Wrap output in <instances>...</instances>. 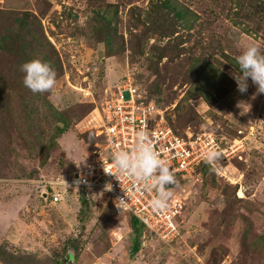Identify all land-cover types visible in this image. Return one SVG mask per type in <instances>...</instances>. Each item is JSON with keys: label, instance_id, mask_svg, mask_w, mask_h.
Instances as JSON below:
<instances>
[{"label": "rangeland", "instance_id": "374dc122", "mask_svg": "<svg viewBox=\"0 0 264 264\" xmlns=\"http://www.w3.org/2000/svg\"><path fill=\"white\" fill-rule=\"evenodd\" d=\"M159 1L0 0V264H118L123 256L144 264H264V93H257L250 79L241 93L231 75L244 46L255 43L264 50V0H170L193 12V26L178 22L161 40L150 37L148 48L157 41L165 49L155 70L147 54L132 60L130 41L143 19L153 28L156 22L161 28L177 21L172 12L156 7ZM108 3L109 14L117 8V34L126 47L116 56H108L107 44L92 34L94 11ZM135 6L142 14L137 29L130 26ZM22 18L32 32L24 29ZM40 32L55 45L64 66L54 90L43 94L70 124L45 166L30 153L20 127L27 90L18 72L27 54H19L20 44ZM39 46L31 43L29 49L41 52ZM190 48L209 59L208 72L194 80L188 66L193 54L185 52ZM130 75L138 89L158 98L177 132L201 127L243 138L240 153L221 158L206 174L198 170L180 183L175 176L174 189L185 193L186 206L177 218L180 236L169 244L143 231L136 235L131 215L118 213L104 192L91 193L84 219L77 189L56 203L42 194L46 179L93 158L85 134L100 123L94 109ZM204 93L207 100L200 97ZM75 242L79 249L62 262L65 247Z\"/></svg>", "mask_w": 264, "mask_h": 264}, {"label": "built area", "instance_id": "2783aa9c", "mask_svg": "<svg viewBox=\"0 0 264 264\" xmlns=\"http://www.w3.org/2000/svg\"><path fill=\"white\" fill-rule=\"evenodd\" d=\"M88 91L87 96L92 95V91ZM107 95L101 105L94 109L100 122L95 136L100 140L91 145L93 158L77 170L57 173L55 177L46 179L47 189L42 194L46 193V197L56 203L63 200L70 189L104 192L118 213L130 214L143 225L144 235L157 237L169 244L181 233L177 218L186 206L185 193L173 191L168 186L167 191L171 195L166 207L154 208L150 203L156 194L154 189L142 190L127 177L108 173H116L110 153L116 148L130 149L135 142L136 132L143 129L149 134L153 149L166 161L175 176L187 180L203 163H209L204 160L205 151L214 148L219 153L218 158L209 163L214 165L221 158L229 159L240 153L244 149L243 138L229 139L201 127L178 133L168 122L167 109L147 99L131 75L119 85L117 91ZM108 184L111 188L106 187ZM119 197L127 199L122 209L115 203ZM115 236L119 240L122 237L119 232ZM221 264L229 263L225 261Z\"/></svg>", "mask_w": 264, "mask_h": 264}, {"label": "trees", "instance_id": "16d2710c", "mask_svg": "<svg viewBox=\"0 0 264 264\" xmlns=\"http://www.w3.org/2000/svg\"><path fill=\"white\" fill-rule=\"evenodd\" d=\"M156 7H161V8H166L169 10V12L173 13V17L177 19L176 22H172L169 26L163 25L162 27L159 28V23L156 22V28H153L152 25L147 24V20L143 19V26L141 29H137L134 26H138L139 23H136L137 21H140V16L141 14V7L135 6L136 9H138V13L134 12L133 16L136 18L131 22L130 26L137 29L136 32H133L132 35L133 37L131 38V43H130V48H131V55H132V60H136L137 57L146 55L147 54V59L151 62V67L154 68L155 70L158 69V64L161 61V59L164 57V50H162L161 44L156 42H153L151 46L148 48L149 44V39L152 36H155L157 40H161L164 36V34L171 30V28L177 23H181L184 25L186 28H191V15L192 11L184 6H178L172 3L170 0H160L158 3L155 4ZM108 6H105L102 11L96 10L94 11L95 16L93 17V36L99 40L104 41L107 46H108V56H116L120 52H124L126 50L125 47V42L122 36H119L118 33V26H117V19H118V11L117 8L115 7V10L108 12ZM106 10V12H105ZM20 19V22L23 24L24 29L27 31L32 32V28L26 26V21L28 20L27 18ZM153 23V20L151 21V24ZM32 30V31H31ZM177 27L173 29V31H176ZM132 32V31H131ZM8 36H3V40H7ZM44 33L40 32L34 35V37L30 40L26 39V36L24 39L27 40V42L30 44L31 43H38L39 46V51L35 52L33 48H30V44L27 46L28 43L20 44V52L27 50V54L25 57L24 62L32 60V59H41L43 61H46L50 64V66L54 69L56 73V78L61 76L64 73V66L63 62L60 56L59 51H57L55 45L48 40L47 38H44ZM2 42H0L1 44ZM7 43L10 45L13 44V42L10 40H7ZM185 48V47H184ZM193 48V47H192ZM188 49L185 50V52H191L192 51V58L188 59V66L189 70H191L194 74L193 80L196 78H199L202 76V74H205L208 72V64H209V59H204L202 56L199 54H196L193 50L194 49ZM180 54V51H176L175 57ZM173 58V55H171ZM23 62V63H24ZM185 63V61H184ZM183 63V64H184ZM236 67L237 63H234ZM21 73V70L19 69L18 71ZM23 73V72H22ZM24 75V74H23ZM138 85V84H137ZM139 86V85H138ZM143 93L144 96L147 99H152L154 100L157 105L160 106V102L157 97L152 98L150 97L147 92L144 91V89H140ZM193 90V86L190 87L187 93H191ZM205 94V93H204ZM200 94V97L203 99L207 100L208 96L205 94ZM22 102H23V107H24V113L26 114V117L20 120V127L21 131L24 133L25 137L27 138L28 144H29V149L30 153L33 156L40 157L42 164L47 165L49 157L54 149H58L59 146V141L63 134L67 131L68 127L70 124H68V120L66 117L62 114V111L58 109V107L53 104L49 98L44 95L43 93H33L31 90L27 88L26 94L22 96ZM95 125H91L89 128V131L87 134H85V137L90 141V144H94L97 141L100 140V138L95 136V129L98 127V123L95 122ZM179 133V132H178ZM184 133V131H183ZM180 133V134H183ZM35 135L36 140L33 138ZM212 165L209 163H203L200 167V174L202 173L203 175L206 174L207 169L210 168ZM178 183L184 181L185 179L181 176H177ZM177 185L175 182L172 185H169L170 188H172L173 191L174 187ZM236 188V187H235ZM234 188V189H235ZM80 195V201L82 206L80 207V212H82V219H84V214L86 210H88L90 206V196L91 193L93 192L92 190H86L85 188H81L80 190H77ZM49 199V198H47ZM88 213V211H87ZM132 218V226L134 229H136L138 236H141L142 231H144V227L137 219L134 217ZM180 230L182 228L180 227ZM136 249H139L140 243L139 241L135 244ZM72 246V247H71ZM78 242L72 243L70 245H67L65 247V252L66 254L64 255L65 260L63 259L62 262L66 263L69 260L68 255L76 252L75 249H79ZM72 248V251H71ZM1 253V252H0ZM5 254H7V251H4ZM1 255V254H0ZM75 257L77 256L74 254ZM13 262H10L9 264H12ZM209 264V263H208ZM220 264V263H216Z\"/></svg>", "mask_w": 264, "mask_h": 264}, {"label": "clouds", "instance_id": "9594fccd", "mask_svg": "<svg viewBox=\"0 0 264 264\" xmlns=\"http://www.w3.org/2000/svg\"><path fill=\"white\" fill-rule=\"evenodd\" d=\"M238 68L231 73L241 93L247 91L249 79L256 85L257 93H264V50L255 43L244 46L236 57ZM23 84L33 93L51 92L56 84V73L50 64L41 59L26 61L20 66ZM219 153L210 148L204 152L206 162H213ZM116 173L127 177L133 185L142 190H155L150 203L154 208L166 207L171 193L167 187L175 183V174L166 161L153 149L149 134L143 129L136 132V139L130 149L116 148L110 153ZM111 188V185H106ZM44 195V194H43ZM47 199V197L45 198ZM50 199V198H49ZM127 199L119 197L115 201L118 208L126 205Z\"/></svg>", "mask_w": 264, "mask_h": 264}, {"label": "crops", "instance_id": "0c3cea01", "mask_svg": "<svg viewBox=\"0 0 264 264\" xmlns=\"http://www.w3.org/2000/svg\"><path fill=\"white\" fill-rule=\"evenodd\" d=\"M104 257H102V258H104ZM144 262H145L144 260H140V259L131 261V259L128 260L125 256H123L121 261L120 260L117 261L118 264H144ZM108 263H110V262L108 261Z\"/></svg>", "mask_w": 264, "mask_h": 264}, {"label": "water", "instance_id": "95a60500", "mask_svg": "<svg viewBox=\"0 0 264 264\" xmlns=\"http://www.w3.org/2000/svg\"><path fill=\"white\" fill-rule=\"evenodd\" d=\"M43 196H45V197H46V193H45Z\"/></svg>", "mask_w": 264, "mask_h": 264}]
</instances>
